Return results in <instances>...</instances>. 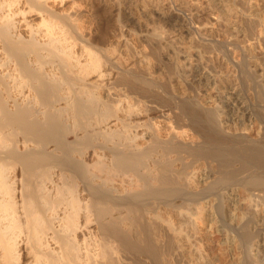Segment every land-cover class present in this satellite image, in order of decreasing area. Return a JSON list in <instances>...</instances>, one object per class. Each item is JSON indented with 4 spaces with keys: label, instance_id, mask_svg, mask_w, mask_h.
I'll return each instance as SVG.
<instances>
[{
    "label": "bare ground",
    "instance_id": "6f19581e",
    "mask_svg": "<svg viewBox=\"0 0 264 264\" xmlns=\"http://www.w3.org/2000/svg\"><path fill=\"white\" fill-rule=\"evenodd\" d=\"M120 2L0 0V264H264V13L228 0L231 32L169 3L189 43L167 20L138 48Z\"/></svg>",
    "mask_w": 264,
    "mask_h": 264
},
{
    "label": "rangeland",
    "instance_id": "374dc122",
    "mask_svg": "<svg viewBox=\"0 0 264 264\" xmlns=\"http://www.w3.org/2000/svg\"><path fill=\"white\" fill-rule=\"evenodd\" d=\"M79 6H86L87 5V2H88V0H74ZM121 2V8H120V14H122V16L124 17V19H125V24H126V27H127V29L128 30H132L131 31V33H129L128 31V33L125 31V36L123 35L122 37L123 38H125V39H127V38H129V39H127V40H129L130 42L132 41V39H133V45L135 46V45H137V46H135V47H138V48H142L143 46L145 47V44H146V41H142V39H140L137 35H138V33L140 32V31H142L143 29L145 30L146 28L148 29V27H150L149 29H156L158 32L159 31H161V32H163V29H164V32H165V27H166V24L169 22V20H170V23L169 24H167V28L169 29V27L171 28V30H167V28H166V30L167 31H171V33L172 34H176V32H177V34H176V36H172L171 35V38L169 39V41H171V42H173V43H177L178 41L179 42H181L182 40H183V44H182V42H181V44L180 45H185L186 43L188 44L189 43V40H191V39H189L188 37H190V36H187V35H181V33L183 32L181 29H179L178 27H180V25L178 24V23H180V21H181V17H180V14L178 13L177 14V12L176 11H173L172 9L174 8V10H175V5H179V4H187L189 1V5H187L188 6V8H190L189 6H192L191 8L192 9H194V11H195V9H197L196 10V13L195 12H193V15H194V18H195V20L196 19H198L197 20V22L198 23H200L201 24V26H210L211 25V22H212V24H214V23H218L221 19H224V18H220V14H218V12H220L221 11V9L222 10H226L227 9V7H228V0H120ZM164 1V2H163ZM179 1H181L180 3H179ZM209 1H211L212 2V5H211V3L209 2ZM219 1V2H218ZM130 2V3H129ZM153 2V3H152ZM175 2V3H174ZM177 2V3H176ZM185 2V3H184ZM216 3L215 5H214V3ZM173 4L174 3V6H172V8L170 7V4ZM204 3V4H203ZM250 3V4H249ZM158 4V5H157ZM210 5V6H207V5ZM227 4V5H226ZM145 5V7H143ZM149 5V6H148ZM154 5V6H153ZM169 5V6H168ZM184 5V6H185ZM249 5H250V12H253L252 14L253 15H256L257 14V16H259V15H261V13H264V12H262V11H264V0H248V7H249ZM168 6V7H167ZM186 6V7H187ZM203 6V7H202ZM205 6V7H204ZM207 6V7H206ZM223 6H227L226 8L225 7H223ZM194 7V8H193ZM215 7V8H214ZM169 8V9H168ZM171 8V9H170ZM200 8H202V9H204V10H202V9H200ZM217 9V11L215 12V10H212V9ZM218 8H219V10H218ZM145 9V10H144ZM224 10V11H225ZM204 12V13H202V12ZM223 11V12H224ZM226 13H228L227 12V10L225 11ZM224 12V13H225ZM199 13H201V14H199ZM195 14L197 15V16H195ZM199 14V15H198ZM218 14V16H216ZM229 14V13H228ZM259 14V15H258ZM169 16V17H168ZM199 16V17H198ZM214 16V17H213ZM215 16H216V18H215ZM227 16H230V14L229 15H226V16H224V17H227ZM256 16V17H257ZM126 17V18H125ZM213 17V18H212ZM222 17V16H221ZM170 18V19H169ZM173 19V21H172V19ZM216 20H215V19ZM220 20H219V19ZM85 19V20H84ZM84 22H83V21ZM167 20H168V22H167ZM201 20V21H200ZM213 20H215V21H213ZM225 20V19H224ZM85 21H86V23H85ZM89 21H91L89 18H87V17H83V19H81V22H83V24H87V23H90ZM178 23H177V22ZM222 21V20H221ZM220 21V22H221ZM137 22V23H136ZM175 23V25H176V27H177V29H176V27H175V25H174V23ZM219 22V23H220ZM226 22V21H222L221 23H220V25L218 24L217 26L220 28V29H223L222 27H224V23ZM136 23V24H135ZM139 23V24H138ZM172 23V25H170ZM179 26H178V25ZM210 24V25H209ZM231 24V23H230ZM230 24H228L227 22L225 23V27H226V25H228L227 26V28L225 29V27H224V30H222V31H227V30H232L231 29V25ZM172 26V27H171ZM174 26V27H173ZM222 26V27H221ZM146 27V28H145ZM172 28H174V31H173V29ZM230 28V29H229ZM140 29V31H138ZM183 29V28H182ZM177 30V31H176ZM180 30V31H179ZM133 31H138L136 34H135V32H133ZM173 31V32H172ZM182 31V32H181ZM233 31V30H232ZM231 31V32H232ZM132 32H133V35H132ZM163 32V33H164ZM175 32V33H174ZM179 32V33H178ZM181 32V33H180ZM183 33H185L186 34V32H183ZM179 34V35H178ZM130 35H132V37L130 36ZM135 35H136V38H135ZM181 35V36H180ZM182 37L181 39H180V37ZM173 37V38H172ZM177 37V38H176ZM131 38V39H130ZM135 39V40H134ZM179 39V40H178ZM174 40H178V41H174ZM181 40V41H180ZM136 44H135V43ZM192 41H190V43H191ZM140 44V45H139ZM142 44V45H141ZM178 44V43H177ZM176 44V45H177ZM142 46V47H141ZM195 47H197V46H195ZM198 50V49H197ZM213 57V56H212ZM212 57H211V60H212ZM199 60H202L200 63H202L203 62V64H201L200 66L201 67H203L202 69H203V74H207V72L210 74V72L208 71V68L207 69H205L206 68V66L207 67H209L210 66V64H212V62H214V61H211V60H208V62H206L207 60L205 59V60H203V59H200L199 58ZM152 62V61H151ZM205 63V64H204ZM207 63H208V65H207ZM250 64L249 65H247L246 66V68L247 69H245V71L248 73L250 70H251V68L249 67L250 65L251 66H253V64H251V63H253V62H249ZM152 65H151V67H152V70L153 71H155V73H156V75L157 74H160L161 72H162V69H160V68H162V67H158L157 65H156V63H151ZM156 66H155V65ZM205 67H204V66ZM160 66V65H159ZM254 67V66H253ZM252 67V68H253ZM183 70H185V73H186V75H187V71H186V69H184L183 67H181ZM180 68V69H181ZM249 68V69H248ZM182 69H181V71H182ZM209 69H211V67H209ZM257 69V70H256ZM204 70H206V72L204 71ZM248 70V71H247ZM245 71H243L242 72V74L240 75L241 77H239V85L237 86V88L239 89V91H240V89H241V91L240 92H238L239 94H240V98L243 100V102L245 103V107H247V109L249 110V113L251 112L252 113V115H251V117H252V119H253V122H254V120H258V119H256V118H261V102H262V100H261V95L259 94V92H262V89H260V87H261V85H259L258 83H260L259 82V80H257V79H259V77H260V69H258L257 67L255 68V70H254V68H253V71H250L246 76H247V78L246 77H244V73H245ZM184 72V71H183ZM185 73H184V75H185ZM242 75H243V77H242ZM248 76H250V79H249V77ZM252 77V78H251ZM244 78V79H243ZM187 79V76L185 77V81H187L188 83H189V81L188 80H186ZM241 79V80H240ZM243 80H246V81H243ZM241 81H242V83H241ZM257 82V83H255V82ZM214 82H215V80H214ZM214 82H213V78H211V83L210 82H208V84L206 83V85L205 86H207V87H205V86H203V84L204 83H200L199 85H201L202 84V86H199L198 85V87H200L199 88V90H198V93H197V98H203V100H204V102H206V101H209L210 100V98H207L206 96L208 95L209 97L212 95V96H214V95H216L217 94V92L215 91L216 89L214 88ZM180 89H181V94L184 96V97H189V95L190 94H192L193 93V90L189 87V88H187L186 87V85L185 84H183V83H181V82H179V81H175L174 82ZM194 83V84H193ZM192 84H191V86L192 85H195V83H197V82H193ZM216 83V82H215ZM218 83V82H217ZM220 86H221V83H218ZM242 84V85H241ZM256 84H257V86H256ZM218 85V86H219ZM188 86V85H187ZM260 86V87H259ZM237 89V90H238ZM259 90H261V91H259ZM180 94V95H181ZM200 94V95H199ZM204 94H207L206 96H203ZM181 95V96H182ZM260 95V96H259ZM205 98V99H204ZM193 102V100L191 99V100H188V101H186V103H183V104H185L186 106H189L191 103ZM191 110H192V112L194 113V114H197L198 115V117L201 119V122H202V126L205 128V129H209V128H211V126L212 127H214L213 126V122L212 121H214V118L213 117H207V119H206V117H205V114L204 113H197L195 110H194V105L192 106V108H191ZM211 116V115H210ZM260 116V117H259ZM212 164L213 165H215V162H212ZM216 176V173H214L213 175H212V177L214 178ZM175 217V216H174ZM172 218H173V216H172ZM174 219V218H173ZM176 219L177 218H175V221H176Z\"/></svg>",
    "mask_w": 264,
    "mask_h": 264
}]
</instances>
